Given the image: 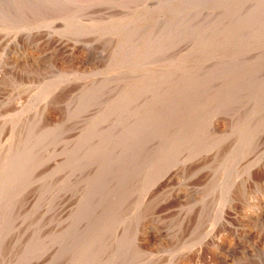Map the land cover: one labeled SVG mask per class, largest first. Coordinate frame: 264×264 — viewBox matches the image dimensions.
Instances as JSON below:
<instances>
[{
    "label": "rangeland",
    "instance_id": "374dc122",
    "mask_svg": "<svg viewBox=\"0 0 264 264\" xmlns=\"http://www.w3.org/2000/svg\"><path fill=\"white\" fill-rule=\"evenodd\" d=\"M262 202L264 0H0V264H264Z\"/></svg>",
    "mask_w": 264,
    "mask_h": 264
},
{
    "label": "bare ground",
    "instance_id": "6f19581e",
    "mask_svg": "<svg viewBox=\"0 0 264 264\" xmlns=\"http://www.w3.org/2000/svg\"><path fill=\"white\" fill-rule=\"evenodd\" d=\"M165 84H166V83H165ZM141 94H142V93H141ZM199 98H200V97H199ZM194 99H195V98H194ZM204 121H205V119H204ZM199 122H200V124H201V121H199ZM199 122H198V123H199ZM204 123H205V122H204ZM205 124H206V123H205ZM198 125H199V124H198ZM183 126L185 127V125H183ZM196 126H197V123H196ZM196 126H195V128H196ZM200 126H201V125H200ZM204 126H205V125H203L202 127H199V128H202V129L204 130ZM181 127H182V126H181ZM189 127H190V126H188V129H189ZM178 128H179V127H178ZM182 128H183V127H182ZM192 128H193V126H192ZM195 128H194V129H195ZM199 128H197V129H199ZM188 129H187V133H189V132L191 131V129H190V131L188 132ZM194 129H193V131H194ZM206 129H207V128H206ZM179 130H182V129L179 128ZM183 130H184V129H183ZM183 130H182V131H183ZM200 130H201V129H200ZM212 130H213V129H212ZM176 131H177V132H180V131H178L177 129H176ZM195 131H196V129H195ZM195 131H194V132H195ZM196 132H197V131H196ZM182 133H183V132H182ZM192 133H193V132H191L190 135H191ZM207 133H208V132H207ZM207 133H206L205 137H206V138H207V137L209 138L210 136H208ZM248 133H249V132H248ZM251 133H252V132H251ZM178 134H180V133H178ZM198 134H199V133H198ZM208 134L210 135L211 133H208ZM187 135H188V134H187ZM187 135L184 136V139H185V137H186V139H187ZM190 135H188V137H189ZM193 135H195V134H193ZM193 135H191V137H192ZM196 135H197V134H196ZM196 135H195V136H196ZM199 135H200V136L202 135L201 137H204V133H203V132H202L201 134H199ZM174 136H177V134L174 133ZM180 137H181V136H180ZM191 137H190V138H191ZM182 138H183V137H182ZM190 138H189V139H190ZM193 138H194V137H193ZM208 138H207V140H208ZM243 138H244V137H243ZM176 139H178V138L176 137ZM203 139H204V138H203ZM219 139H220V138H219ZM174 140H175V139H174ZM189 141H190V140H187V142H189ZM204 141H205V140H204ZM243 141H244V140H243ZM185 142H186V141H185ZM187 142H186V143H187ZM189 144H190V143H188V144H184V145H186V149H187V150H188L187 147H188ZM195 144H196V143H195ZM201 144H202V143H201ZM191 146H192V145H191ZM191 146H189V147H191ZM199 146H201V145H199ZM199 146H198V148H199ZM221 146H222V145H221ZM242 146H243V145H242ZM196 148H197V147H196ZM207 148H208V147H207ZM189 150H190V148H189ZM195 151H196V149H195V150L192 149L191 152H188V153H192V154H193V152H195ZM196 153H197V152H195V154H196ZM192 154H191L190 156H192ZM195 154H193V155H195ZM187 158L189 159V156H188V155H187ZM250 158H251V157H250ZM253 160H254V159H253ZM255 162H256V161H255ZM228 166H229V165H228ZM254 172H255V171H254ZM256 172H257V171H256ZM257 173H258V172H257ZM229 174H230V173H229ZM254 174H255V173H254ZM256 175H257V174H256ZM250 177H251V175H250ZM252 178H253V177H252ZM256 178H257V177H256ZM258 178H259V177H258ZM253 179H254V178H253ZM234 181H235V180H234ZM258 182H259V181H258ZM262 198H263V197H262ZM262 203L264 204V202H262ZM258 204H260V203L258 202ZM258 204H255V205L258 206ZM260 205H261V204H260ZM260 205H259V206H260ZM259 206H258V207H259ZM262 206H263V210H264V205H262ZM261 208H262V207H261ZM259 209H260V208H259ZM197 213H198V212H197ZM260 213H261V211H260ZM258 214H259V213H258ZM255 216H258V215H255ZM248 217H249V216H248ZM255 218H257V217H255ZM258 218H260V216H259ZM261 218H262V217H261ZM263 218H264V217H263ZM263 218H262V219H263ZM255 221H256V220H255ZM199 223H200V222H199ZM187 262H188V261H187ZM93 264H94V263H93ZM183 264H184V263H183ZM186 264H188V263H186Z\"/></svg>",
    "mask_w": 264,
    "mask_h": 264
}]
</instances>
